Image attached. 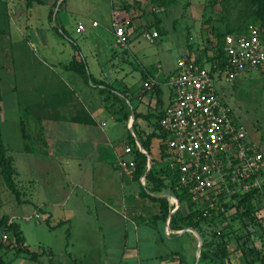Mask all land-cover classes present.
<instances>
[{"label":"crops","instance_id":"0c3cea01","mask_svg":"<svg viewBox=\"0 0 264 264\" xmlns=\"http://www.w3.org/2000/svg\"><path fill=\"white\" fill-rule=\"evenodd\" d=\"M71 3L0 0V121L24 200L18 201L12 191L13 197L4 195L8 186L0 172V216L8 215L20 225L24 247L35 253L20 251L10 236L4 238L7 231L0 224V264H222L204 246L200 229L185 224L181 217L189 208L171 188L147 190L146 175H130L118 164L120 158L134 157V151L125 150L132 146L131 134L148 154V171L154 160L164 164L161 137L152 139L150 153L140 136L153 132L150 120L169 105L176 65L165 71L162 60L131 48L133 39L128 41L130 60L103 71L98 57L110 56L116 39L114 19L111 16L110 23L97 30V18L89 24L79 16L75 27L82 22L85 29L77 32L89 33L76 36L67 14L79 10ZM135 24L129 30L135 32ZM74 56L86 60L96 81L117 80L116 86L123 88L128 84V94L151 76L158 90L136 91L126 98L129 113L123 122L126 111L110 112L100 86L67 67ZM217 87L220 94L225 89ZM144 114L153 116L147 119ZM106 115L112 120L109 129L102 119ZM24 118L29 139L22 131ZM119 122L130 130L122 147L112 138ZM155 197L167 199V215Z\"/></svg>","mask_w":264,"mask_h":264},{"label":"rangeland","instance_id":"374dc122","mask_svg":"<svg viewBox=\"0 0 264 264\" xmlns=\"http://www.w3.org/2000/svg\"><path fill=\"white\" fill-rule=\"evenodd\" d=\"M71 2L72 0H67L69 5L72 4ZM73 3L78 6L79 11L74 16L67 15L74 22L76 36L84 37L89 33V31L84 34L77 32L75 25L76 20L78 22L80 19L79 16H84L89 24L92 19L97 18L101 22L97 30L108 25L112 16L114 25L116 22H124L123 24L128 25V41L133 39L135 41L131 48L135 47L138 52L146 51L158 60H162L165 71L174 67L186 50L206 64H210L211 57L217 58L222 49L226 34L243 32L251 24L260 25L264 29V24L258 17L259 0H178L174 6L166 8L153 4L151 0H73ZM63 11L66 12V9ZM134 24L137 25L135 32L129 30ZM152 31L158 32V35L155 36ZM114 33L116 34V31ZM128 46V42L120 43L116 34V39L113 40L110 48V56L106 60L102 56L98 57L103 71L120 68L123 62H128L131 57ZM89 60L92 61V57L89 56ZM115 81L107 78L94 83L100 86L106 108L110 112L116 114L122 110L126 111L127 115L121 117L123 122L128 119L129 113L126 98L136 91L145 94L149 90H158L156 88L158 82L152 76L145 79L142 86L133 90L131 94H128V91H131L128 84L123 88L116 86ZM118 81L122 82L123 78L118 77ZM148 81L153 82L151 87L146 85ZM217 86L225 87L221 95L232 108L235 118L247 129L250 137L264 144V74L256 69H245L234 80L230 81L225 77L218 80ZM141 96L143 97L142 94ZM147 110L149 113L152 111L149 105ZM137 114L138 112L135 111V115ZM102 119L107 124L104 126L105 129H109L112 124L110 116L106 115ZM155 120L156 116H153L150 124L154 125ZM123 122H119L112 130L114 142L119 143L121 147L127 131L128 133L130 131ZM157 140L156 144H158ZM262 180L261 192L254 198L255 220L243 218L241 211L244 209L241 208L240 212L226 216L223 223L218 225L225 227V231H232L229 241L231 257L228 259V264H264L260 259V255H264L262 245L264 175ZM3 191L6 196H14L8 187ZM243 240L246 242L241 245ZM247 257L252 261L247 263Z\"/></svg>","mask_w":264,"mask_h":264},{"label":"built area","instance_id":"2783aa9c","mask_svg":"<svg viewBox=\"0 0 264 264\" xmlns=\"http://www.w3.org/2000/svg\"><path fill=\"white\" fill-rule=\"evenodd\" d=\"M77 29H85L84 23ZM115 31L118 41L126 44L127 26L116 22ZM245 69L264 74V29L257 24L249 25L245 32L226 34L223 66L206 64L192 53L180 56L170 77L171 101L160 120L167 133L163 160L176 170L181 189L217 213L226 211L223 201L235 193L263 184L264 148L235 118L217 87L218 80H234ZM125 150L134 151L131 145ZM118 164L128 174H135L134 157L120 158ZM8 237L4 233V238Z\"/></svg>","mask_w":264,"mask_h":264},{"label":"trees","instance_id":"16d2710c","mask_svg":"<svg viewBox=\"0 0 264 264\" xmlns=\"http://www.w3.org/2000/svg\"><path fill=\"white\" fill-rule=\"evenodd\" d=\"M151 1L153 4H156L161 8H166V7L174 6V4H176L178 0H151ZM259 3L260 4H259L258 17L262 21V24H264V0H259ZM55 27L58 30L60 28L63 34L66 33V30L64 28H61L58 25H55ZM75 47L77 48V46ZM211 58H212L210 60L211 65L214 66V64L217 63L219 66H223L224 42L222 49L219 51V54L217 55V58L216 57L215 58L211 57ZM67 67L69 69H73L76 72L80 73L87 80L96 81V78L88 72V64L84 58H78L77 56H74V58L67 65ZM1 100H2V95L0 92V102ZM152 116H153L152 114H144V117L147 119H151ZM155 116H156V121L154 122L155 129L153 130V132L140 136V140L144 148H146L150 153H151L152 139L155 136H159L161 137L163 142V139L167 136V133L162 129L160 125V120L163 116V113H159L158 115ZM134 129L135 131H140L137 130L136 124L134 125ZM22 131L24 138L29 139L30 129L28 127V123L25 118L22 120ZM130 142L132 143V147L134 149V158L136 159L137 162L136 175L137 176L146 175L148 182L147 190L159 192L165 188L168 187L171 188L178 195L180 201L182 203L184 202L189 208L188 213L181 217L183 220H185V224L200 229L202 235L204 236V246L207 247V250L210 252L211 256L221 259L222 264L224 259L226 258L228 264V259L230 255L229 241L232 231L231 232L225 231V227H218V225L219 223H223L222 221L225 220L226 216L240 212L241 208L244 209L243 211H241V215L243 218L245 219L251 218L250 220H255L254 212L256 210V205L254 198L257 195V193L261 192V188L258 187L253 188L245 193H235L232 196V198L223 201V206L226 208V211H220L217 213L215 208H211V207L206 208L203 200L194 197L185 189H181L178 181V174L176 170L173 169L168 163H165L163 161L164 164L159 165L154 160L150 170L148 171L149 169L148 154L144 153L139 149L138 145L136 144V139L132 134H131ZM27 148H30L29 142L27 144ZM163 148H165L164 142L162 145V151ZM161 158L163 159V157ZM15 171L16 170L13 164V159L8 154V149L6 147L5 139H4V130L2 123L0 121V172L4 177V180L8 188L17 196L18 201L23 202L24 200L22 199V193L20 189L17 187L14 179ZM155 198L162 201V206H163L162 208L164 209V212L167 215L169 211V205L167 199L162 197H155ZM231 200H233L234 202H232ZM206 209L208 210V213L204 214ZM177 212L179 213V211ZM178 213L177 215H179ZM0 224L5 227V230L8 232V234L10 233L9 236L12 239L15 247H17L20 251H25L30 254L33 253L32 251H30L29 248L24 247L26 239L18 223L11 222L10 217L8 215H3L0 216ZM231 226L232 224H230V227ZM204 228L206 230H204ZM262 240H263L262 245L264 246V228L262 233ZM245 242L246 240H243V242L240 244L244 245ZM238 247L240 246L238 245ZM203 255L207 256L208 255L207 251H204ZM33 256H35V253H33ZM260 259L264 263V255H260ZM251 261L252 260H250L247 257V263Z\"/></svg>","mask_w":264,"mask_h":264},{"label":"water","instance_id":"95a60500","mask_svg":"<svg viewBox=\"0 0 264 264\" xmlns=\"http://www.w3.org/2000/svg\"><path fill=\"white\" fill-rule=\"evenodd\" d=\"M150 164H152V162L150 161Z\"/></svg>","mask_w":264,"mask_h":264}]
</instances>
